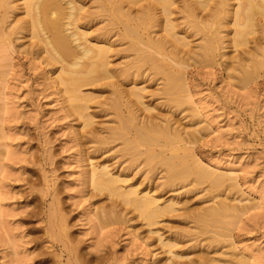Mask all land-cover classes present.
Segmentation results:
<instances>
[{
  "label": "rangeland",
  "instance_id": "rangeland-1",
  "mask_svg": "<svg viewBox=\"0 0 264 264\" xmlns=\"http://www.w3.org/2000/svg\"><path fill=\"white\" fill-rule=\"evenodd\" d=\"M193 37L199 44L201 39ZM193 37L189 39L191 43ZM29 39L14 41V44L21 42L22 49L17 50L15 46L7 50L10 52H0V74L3 75H0V264H67L63 247L66 245L74 246L90 264H165L169 255L162 249L157 234L150 233L136 213L134 217L127 208L118 206L120 220L113 214L105 216L112 211L113 200L91 195L90 189L83 186L81 174L86 169L82 162L84 154H78L77 121L64 114L58 96L48 87L44 79L47 68L35 57V49L29 45L34 41ZM193 62L189 61L191 65ZM198 62L185 70L186 93H183L186 95L179 94L185 97V102L176 108L172 102L165 104L161 101L164 99H156L153 103L158 108L155 107L153 113L160 117V112L165 115L170 111L168 105L172 107L169 118L179 129L183 127V132L196 134V142L191 136L190 147L206 168L224 177V187L209 188L208 191H212L208 192L205 183L196 185L195 190L189 185L190 179L173 182L172 188L163 187L160 184L163 179L157 181L160 174L153 182L147 181L148 185L145 180L142 187L153 189L160 184L156 192L162 194V199L172 197L179 202L178 210L162 220L155 231L177 243L171 258L175 264H229L235 257H248L250 264H264V66L262 71L256 72L258 75L254 73L246 80L239 79L244 77V72L241 75L235 72L234 83L229 84L227 72L220 65L213 61V64ZM121 83L122 92L124 85L127 89L132 86L129 82ZM161 86V81H157L150 84V89L154 91ZM98 111L95 108V122L100 126L96 124L94 130L101 131L95 133L108 137L110 133L106 132L104 124L110 125L113 113L107 112L110 115L105 117L107 113ZM109 125L113 127L115 123ZM108 141L107 148L103 146L105 151L95 152L94 160L116 162L117 168L118 159H122L120 162L126 159L121 155L129 156L128 151L120 153L122 158L118 156L113 160V153L121 142ZM123 162L118 169L128 165V160ZM137 168L124 171L133 183L137 180L140 183L144 181L142 176H147L138 173ZM135 171L132 176L131 172ZM189 188L194 190L187 192ZM213 197L216 203L235 199L229 201L231 205H246L247 209L239 213L240 218L230 217V213L229 218L221 215L222 225L219 220L214 221L218 215L213 217L210 223L216 230L209 229V223L204 225L208 231H204L197 217L213 204ZM56 213L62 219L64 234L61 237L56 230L55 235L48 232L50 220L55 221Z\"/></svg>",
  "mask_w": 264,
  "mask_h": 264
},
{
  "label": "bare ground",
  "instance_id": "bare-ground-1",
  "mask_svg": "<svg viewBox=\"0 0 264 264\" xmlns=\"http://www.w3.org/2000/svg\"><path fill=\"white\" fill-rule=\"evenodd\" d=\"M177 19H181V23ZM156 31L161 34L157 35L159 33ZM191 36H195V39L199 36V44L195 43L194 37V43H191ZM26 37L30 38V42L34 41L29 45L34 47L31 48L35 49V57L47 68L44 79L49 82L47 84L53 95L58 96L64 114L73 116V120L77 121L74 135L79 141L78 154H84L82 162L86 169L81 174L83 186L90 189L91 195L94 193L97 197L99 194L113 200L114 206L110 205L112 211L109 215L106 212L105 216L113 214L116 220H120L118 213L121 209L116 210L118 206L127 208L133 215L136 213L150 233L157 234L162 249L169 255L165 264L169 260L172 263L171 258L175 255L173 248L177 243L170 242L155 228L178 210L176 206L179 202L172 197L162 199V194L156 192L158 185L169 187L178 180L190 179L188 184L191 187L195 189L196 185L206 183L208 191L209 188L224 187L225 179L206 168L196 157L190 147L196 134L189 131V136L188 131V135L183 132V127L179 129L174 125L169 118L172 107L166 106L170 111L165 115L160 112L158 117L153 113L157 105L153 102L161 98L165 100H161L163 103L172 102L171 105L174 103L176 108L180 106L185 97L183 99L179 94L186 95L185 70L193 61V64L203 60L205 64L213 61L220 65L227 72L229 84L234 83L235 72L238 75L245 73L240 80H246L254 73L258 75L256 72L262 71L264 66V0H0V52H10L7 50L15 46L17 50L22 49L23 44L17 42L18 46L14 41ZM121 80L123 84L129 82L132 85L128 89L123 86L125 93L119 88H122ZM157 81H161V88L151 91L150 84ZM92 105L102 113H113H107L105 117L110 115L112 122L109 123H115V126L108 124L109 119L104 123L107 122L110 127L103 123L105 130L108 129L106 132L110 133L108 137L107 134L101 137L95 133L101 130H94L100 125L95 122L96 112ZM108 140L121 142L120 148L113 153V160L121 152L126 154L128 151L130 158L124 153V156L121 155L126 157L123 161L128 160V165L121 167V170L118 168L124 163L120 162L122 159H118L117 168L116 162L94 160L95 152L101 149L105 151ZM131 167H139L138 173H145L149 177L140 174L144 181L133 183L124 174ZM135 174L136 171L134 174L131 172L132 176ZM155 178L157 181L163 180L158 185L155 182L153 189L145 185L142 187L145 180L149 182ZM190 189L193 188L186 191L190 192ZM226 200L217 203L214 200L206 208L207 211L203 209L204 213L197 217L203 225L195 223L202 228L213 217L219 216L214 219L217 223L221 215L224 217L226 214V218L229 213L232 215L230 217L240 218L239 213L247 209L246 205H231L229 201L235 199ZM98 207L101 210L102 207ZM56 214L55 221L50 220L48 232L55 235L56 230L61 237L64 234L62 219L60 214ZM211 226L214 225L210 223L209 229L216 230V226ZM202 229L208 231L205 226ZM63 247L68 257L67 264L91 263L74 246ZM248 262V257H235L229 264Z\"/></svg>",
  "mask_w": 264,
  "mask_h": 264
}]
</instances>
